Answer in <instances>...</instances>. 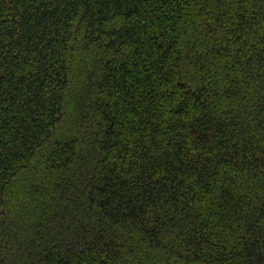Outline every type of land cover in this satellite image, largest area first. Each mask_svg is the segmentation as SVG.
I'll return each instance as SVG.
<instances>
[{
  "label": "trees",
  "instance_id": "trees-1",
  "mask_svg": "<svg viewBox=\"0 0 264 264\" xmlns=\"http://www.w3.org/2000/svg\"><path fill=\"white\" fill-rule=\"evenodd\" d=\"M0 264H264V0H0Z\"/></svg>",
  "mask_w": 264,
  "mask_h": 264
}]
</instances>
